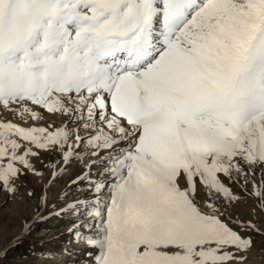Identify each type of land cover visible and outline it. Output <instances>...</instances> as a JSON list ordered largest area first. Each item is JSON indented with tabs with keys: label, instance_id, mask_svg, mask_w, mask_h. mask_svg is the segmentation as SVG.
<instances>
[{
	"label": "snow or ice",
	"instance_id": "snow-or-ice-1",
	"mask_svg": "<svg viewBox=\"0 0 264 264\" xmlns=\"http://www.w3.org/2000/svg\"><path fill=\"white\" fill-rule=\"evenodd\" d=\"M0 201V264H248L264 0H0Z\"/></svg>",
	"mask_w": 264,
	"mask_h": 264
},
{
	"label": "rangeland",
	"instance_id": "rangeland-1",
	"mask_svg": "<svg viewBox=\"0 0 264 264\" xmlns=\"http://www.w3.org/2000/svg\"><path fill=\"white\" fill-rule=\"evenodd\" d=\"M0 203H2V201H0ZM28 214V207L22 205L20 202L14 203L7 209L0 211V247H3L6 241L19 231L20 219ZM6 217L8 218L7 221L5 219ZM59 235V226L53 223L51 225H45L35 239L37 241L43 240V247H48L55 251L62 243V240L56 239ZM63 239H66V237ZM4 264H23V262L12 260L10 255L9 259L5 261ZM248 264H264V248L258 245L257 248L250 253Z\"/></svg>",
	"mask_w": 264,
	"mask_h": 264
}]
</instances>
